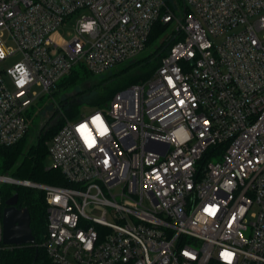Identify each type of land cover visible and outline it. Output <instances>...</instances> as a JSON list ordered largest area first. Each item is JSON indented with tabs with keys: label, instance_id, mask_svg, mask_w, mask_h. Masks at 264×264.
<instances>
[{
	"label": "built area",
	"instance_id": "built-area-1",
	"mask_svg": "<svg viewBox=\"0 0 264 264\" xmlns=\"http://www.w3.org/2000/svg\"><path fill=\"white\" fill-rule=\"evenodd\" d=\"M158 23L147 80L74 120L55 102L68 186L0 175L45 194L51 264H264V0H0V147L29 134L34 88L134 61Z\"/></svg>",
	"mask_w": 264,
	"mask_h": 264
},
{
	"label": "trees",
	"instance_id": "trees-1",
	"mask_svg": "<svg viewBox=\"0 0 264 264\" xmlns=\"http://www.w3.org/2000/svg\"><path fill=\"white\" fill-rule=\"evenodd\" d=\"M181 3V0H176ZM167 25L158 23L148 41L152 43L158 40L167 29ZM168 41L149 56L135 60L128 67L124 68L119 75L128 77L131 85L147 80L159 66L162 56H164L170 45ZM134 68L131 70V68ZM69 78L63 84L66 88H74L75 94L65 99L64 105L68 112H73L75 105L82 99H87L92 103H97L99 108L108 106L112 97L122 89V86L109 88L114 80L110 76L106 79L96 80L90 87L79 88L80 84H85L86 80L94 79L87 69L73 70ZM82 81V83H80ZM81 85V86H82ZM128 85V84H127ZM124 87V86H123ZM71 114V113H70ZM66 116V115H65ZM68 118V115L66 116ZM64 120L59 119L52 125L44 127L37 136V141L29 144L28 135L19 143L0 147V175H10L19 180H30L38 184L68 186L69 183L60 170L49 168V143L53 136L63 125ZM15 194L19 197V204L28 208L31 215V228L36 238L35 245L5 246L1 252V264H51L46 250L40 244L47 233V205L45 194L37 189L23 187L13 184H4L0 189V196L3 207L6 202Z\"/></svg>",
	"mask_w": 264,
	"mask_h": 264
},
{
	"label": "rangeland",
	"instance_id": "rangeland-1",
	"mask_svg": "<svg viewBox=\"0 0 264 264\" xmlns=\"http://www.w3.org/2000/svg\"><path fill=\"white\" fill-rule=\"evenodd\" d=\"M174 27H175L174 24L169 25L167 29L165 30L164 34L158 40L152 43H149L147 47L145 48V50L135 60L145 58L149 56L150 54H152L153 52H155L157 49H159V47L163 43V40L172 32ZM74 28H75V21L73 20L65 24V26H63L58 32H56L53 35V38L59 39L61 41L60 44L65 45L69 41V39L75 34ZM14 58L7 59L6 61L0 63V68L7 69L11 67L13 64ZM134 61H128V62L119 64L115 66L114 68L106 71L103 74H99V75L92 74V77L94 79L86 80L85 84L83 85L80 84L79 88L84 89L86 87H90L92 84L95 83V79L101 80V79H106L112 76L114 77V80L111 84H109V88L113 89L118 86L120 87L122 86V89L119 90V91H122L132 86L133 84L131 85L130 83H128V77L120 76L119 73L124 68L128 67L131 63H134ZM82 69H85L82 65H77L74 68V70H79V71H81ZM133 69L134 68L132 67L131 70ZM68 78L69 77L66 76L54 88H52L51 91L42 92V88L40 87L34 88L35 91L40 93V96L37 100L34 101V103L29 107L28 111L25 113L27 121L30 124V131L27 137V141L29 144H33L37 141V136L44 127L53 124V121L56 119V115H57V114H54L55 102L61 103L63 114H65L66 116L68 115V118L71 120L78 119L83 114H88L94 110L100 109L97 103H92L88 101L87 99L83 98L81 102H78V104L75 105L73 112H68V110L65 108V105H64L65 99H67L68 97H72V95L75 94L76 92L74 88L72 87L66 88L63 85ZM142 82H139L137 84H141ZM80 83H82V81H80ZM111 100L109 101L108 106L111 103ZM212 161L216 163L218 159L213 157ZM48 164L49 165L51 164L49 159H48Z\"/></svg>",
	"mask_w": 264,
	"mask_h": 264
},
{
	"label": "water",
	"instance_id": "water-1",
	"mask_svg": "<svg viewBox=\"0 0 264 264\" xmlns=\"http://www.w3.org/2000/svg\"><path fill=\"white\" fill-rule=\"evenodd\" d=\"M18 202L17 194L6 202L3 211V242L8 246L35 245L30 212Z\"/></svg>",
	"mask_w": 264,
	"mask_h": 264
},
{
	"label": "snow or ice",
	"instance_id": "snow-or-ice-1",
	"mask_svg": "<svg viewBox=\"0 0 264 264\" xmlns=\"http://www.w3.org/2000/svg\"><path fill=\"white\" fill-rule=\"evenodd\" d=\"M21 83H23V81H21ZM230 255H231V254H229V253H225L226 258H229Z\"/></svg>",
	"mask_w": 264,
	"mask_h": 264
},
{
	"label": "clouds",
	"instance_id": "clouds-1",
	"mask_svg": "<svg viewBox=\"0 0 264 264\" xmlns=\"http://www.w3.org/2000/svg\"><path fill=\"white\" fill-rule=\"evenodd\" d=\"M87 27H91V25H88Z\"/></svg>",
	"mask_w": 264,
	"mask_h": 264
}]
</instances>
